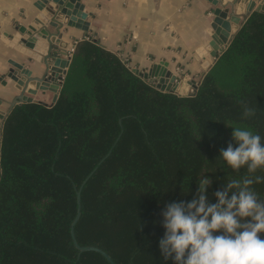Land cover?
Masks as SVG:
<instances>
[{
	"label": "trees",
	"instance_id": "obj_1",
	"mask_svg": "<svg viewBox=\"0 0 264 264\" xmlns=\"http://www.w3.org/2000/svg\"><path fill=\"white\" fill-rule=\"evenodd\" d=\"M255 115L244 118L245 108ZM264 144V12L254 10L190 94L161 91L90 38L76 42L51 106L15 105L0 143V264H175L159 241L169 202L191 201L199 178L246 175L220 157L233 127ZM256 175H264L258 169ZM252 188L264 197V183ZM214 234H220L216 232ZM264 239V233L259 234Z\"/></svg>",
	"mask_w": 264,
	"mask_h": 264
},
{
	"label": "crops",
	"instance_id": "obj_2",
	"mask_svg": "<svg viewBox=\"0 0 264 264\" xmlns=\"http://www.w3.org/2000/svg\"><path fill=\"white\" fill-rule=\"evenodd\" d=\"M66 0H0V115L19 93L22 75L41 76L44 65L40 51L20 44V28L52 12ZM261 0H74L73 12L87 22V30L65 25L68 18L55 11L62 24L58 40L59 58L52 63V79L30 81L24 95L44 106L54 104L59 76H64L65 60L77 41L90 38L115 53L133 71L146 72L152 64L169 70L168 77L148 80L186 95L195 89L231 35L244 23V17L256 10ZM264 12V11H263ZM51 14V13H50ZM72 15V14H71ZM72 15V17H74ZM55 22L46 28L52 32ZM217 45L214 49L211 42ZM73 51V50H72ZM71 51V53H72ZM70 53V57H71ZM11 68L17 80L7 76ZM160 71V69H159ZM58 94V93H57ZM57 99V98H56ZM5 118H0L4 122ZM3 125V124H2ZM2 131V126L0 132Z\"/></svg>",
	"mask_w": 264,
	"mask_h": 264
},
{
	"label": "clouds",
	"instance_id": "obj_3",
	"mask_svg": "<svg viewBox=\"0 0 264 264\" xmlns=\"http://www.w3.org/2000/svg\"><path fill=\"white\" fill-rule=\"evenodd\" d=\"M255 115L245 108L243 117ZM232 137L238 147L228 144L220 157L232 170L246 168V175L225 182L209 203L206 190L212 181L199 178L191 201L169 202L161 213L166 229L159 241L165 260L175 264H264V197L252 185L264 183V144L252 130L233 127ZM219 232L220 234H214Z\"/></svg>",
	"mask_w": 264,
	"mask_h": 264
},
{
	"label": "water",
	"instance_id": "obj_4",
	"mask_svg": "<svg viewBox=\"0 0 264 264\" xmlns=\"http://www.w3.org/2000/svg\"><path fill=\"white\" fill-rule=\"evenodd\" d=\"M73 6H74V0H66L63 4L57 5L55 8H53L52 12H48L45 15H40V18H37V20H34L35 25L30 24L27 27H25L24 29L20 28L22 36L19 39V42L24 47H27L28 49H30V50H25V53L29 54L30 56H34V53L32 52L33 50L34 51H40L42 54V56H41L42 58H41V60L39 59V61H41L43 63L44 70L41 73V76L30 77L28 75H22V85L20 86L19 93L13 97V99L11 100L7 110L3 114L0 115V118L2 119V121L4 118H6L7 114L11 111V109L15 105L25 103V102H31V98L24 95V91L27 87L28 82L34 81V80L35 81L44 80L46 78L50 80L53 77L51 74L47 75V72L52 71V69H54L52 67L53 66L52 63H54V61L57 58H59V55L61 54V52L58 49V40H56V39L51 40V37L53 35H55V36L59 35V28L62 25V24H60L61 22L55 16L52 15L53 12L55 11V9L57 10V12L59 11V13L65 14V16L68 17L65 21V25L72 26L75 28H79L81 30H87V22L84 21L79 16L73 15L74 14V12L72 11ZM256 10L261 11V12L264 11V0H261L259 6L256 7ZM71 14L74 17H72ZM247 17L248 16H245L243 18L244 21L247 19ZM49 21L56 23L53 25L54 30L52 32H50L45 26V24H47ZM235 33H236V31L231 35V39ZM230 40H229V42H230ZM95 42L97 43V41H95ZM211 44L214 47V49L218 48L217 45L214 43V41H212ZM220 52L213 51L212 55L215 56V58H216V56ZM65 62H66L65 67L67 69V67L70 63V56H68L66 58ZM66 69H64L62 71L63 75L66 73ZM159 69H160V71H159ZM133 72L136 73L141 78H143L144 80H152V78H154V77H158V76L168 77L171 75L169 70H163V68L160 67V64H156V63L152 64L151 67L146 72H139L138 70H133ZM6 74L12 80H17V78H18L17 75L13 73V70L11 68L8 69V72ZM59 77H60V80H59V85L56 89L55 100L58 96L57 93H59V91H60V88L62 85V80H63L64 76L63 77L59 76ZM154 85L157 89H159L161 91H168V92H174L175 93V91L172 90L168 86L163 87L159 84H154ZM198 85L194 84L193 87L196 89L198 87ZM2 124H3V122H0V128H1ZM0 143H1V132H0ZM94 169H95V167L85 176V178L80 182L79 186L76 189V192H75L76 209H75L74 217L70 222V228H69L70 238H71V241L73 243V246L79 252L94 251V252L99 253L102 257H104V259L106 261H108L109 264H116V262L112 259V257L101 247H99L97 245H92V244L81 245L78 243V241L75 238L74 225L77 222V220L80 216V211H81L80 191H81L82 186L85 184V182L87 181L89 176L94 171Z\"/></svg>",
	"mask_w": 264,
	"mask_h": 264
},
{
	"label": "built area",
	"instance_id": "obj_5",
	"mask_svg": "<svg viewBox=\"0 0 264 264\" xmlns=\"http://www.w3.org/2000/svg\"><path fill=\"white\" fill-rule=\"evenodd\" d=\"M73 50V48H71V50L68 52V55L70 56V53H71V51ZM123 61H125V60H123Z\"/></svg>",
	"mask_w": 264,
	"mask_h": 264
},
{
	"label": "rangeland",
	"instance_id": "obj_6",
	"mask_svg": "<svg viewBox=\"0 0 264 264\" xmlns=\"http://www.w3.org/2000/svg\"><path fill=\"white\" fill-rule=\"evenodd\" d=\"M125 62V61H124ZM126 63V62H125ZM194 91V90H193ZM192 93V92H191ZM190 94V93H189Z\"/></svg>",
	"mask_w": 264,
	"mask_h": 264
}]
</instances>
